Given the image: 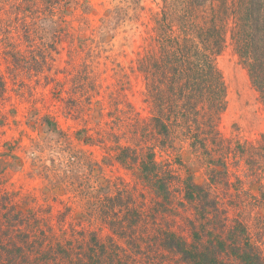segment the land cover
<instances>
[{
    "label": "rangeland",
    "instance_id": "rangeland-1",
    "mask_svg": "<svg viewBox=\"0 0 264 264\" xmlns=\"http://www.w3.org/2000/svg\"><path fill=\"white\" fill-rule=\"evenodd\" d=\"M168 3L0 0V264L264 262V104L230 40L214 126L154 127L138 53L179 33Z\"/></svg>",
    "mask_w": 264,
    "mask_h": 264
},
{
    "label": "trees",
    "instance_id": "trees-1",
    "mask_svg": "<svg viewBox=\"0 0 264 264\" xmlns=\"http://www.w3.org/2000/svg\"><path fill=\"white\" fill-rule=\"evenodd\" d=\"M165 7L167 20L179 25V33L164 25L169 33L152 37L157 41L149 42L143 47L144 52L138 53L140 70L152 81H165L166 90H170L168 97L157 92L148 98L152 108L157 109L153 110L154 127H160L163 135L173 140L175 126L182 129L189 123L196 127L214 126L228 103L227 85L217 59L229 40L264 104V0H170ZM195 14L200 15L198 23ZM119 159L123 162L125 158ZM143 165L156 187L166 188L167 182L153 152L149 166ZM191 185L195 191L199 188ZM179 249L186 251L184 246ZM205 256L200 255L204 261ZM213 261L217 264L214 257L209 260ZM241 261L264 264L261 256L251 253L243 255Z\"/></svg>",
    "mask_w": 264,
    "mask_h": 264
}]
</instances>
